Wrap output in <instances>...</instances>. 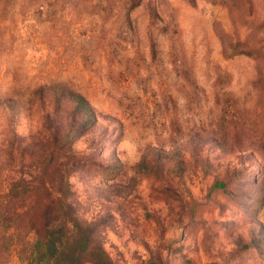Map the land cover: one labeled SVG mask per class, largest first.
Masks as SVG:
<instances>
[{"label":"rangeland","instance_id":"obj_1","mask_svg":"<svg viewBox=\"0 0 264 264\" xmlns=\"http://www.w3.org/2000/svg\"><path fill=\"white\" fill-rule=\"evenodd\" d=\"M57 83L92 106L59 199L113 263L264 264V0H0V264Z\"/></svg>","mask_w":264,"mask_h":264},{"label":"trees","instance_id":"obj_2","mask_svg":"<svg viewBox=\"0 0 264 264\" xmlns=\"http://www.w3.org/2000/svg\"><path fill=\"white\" fill-rule=\"evenodd\" d=\"M51 86L34 92L39 94L46 131L40 150L19 149L13 130L8 150L9 159L29 164L36 175L32 182H25V176H21V181L14 182L11 189L15 194L23 191L17 196L23 200V214L30 216L27 232L33 234V242L24 244L28 264H115L103 246L93 240L92 227L73 218L70 205L59 199L65 196L68 177L76 168L77 160L71 155L69 143L87 130L92 106L65 84ZM64 103L68 109L63 125L59 112ZM27 175L32 177L30 172Z\"/></svg>","mask_w":264,"mask_h":264}]
</instances>
